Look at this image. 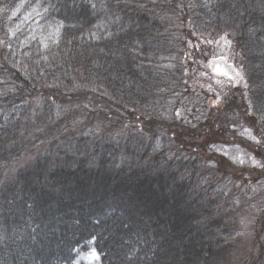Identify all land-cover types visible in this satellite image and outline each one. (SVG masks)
<instances>
[{"label": "trees", "instance_id": "1", "mask_svg": "<svg viewBox=\"0 0 264 264\" xmlns=\"http://www.w3.org/2000/svg\"><path fill=\"white\" fill-rule=\"evenodd\" d=\"M222 40L238 129L175 142L158 97L193 101L190 50ZM241 126L264 149V0H0V264H264V157L220 153Z\"/></svg>", "mask_w": 264, "mask_h": 264}, {"label": "rangeland", "instance_id": "2", "mask_svg": "<svg viewBox=\"0 0 264 264\" xmlns=\"http://www.w3.org/2000/svg\"><path fill=\"white\" fill-rule=\"evenodd\" d=\"M190 53L192 63H190V66L187 65L184 69L183 79L185 83L182 86L183 91L180 92L191 95L190 98L193 99L194 97V100L191 101L189 98H183L178 102L175 99L171 100L168 96L166 98L167 94L162 95V97L159 96L157 103L158 110L155 111L154 115H156L157 121L159 122L158 125L165 124V121L167 120L168 122H170L171 119L175 120V124L177 126L174 127L176 129L170 136L171 140H174L175 142L180 138V135H183L185 133L181 129L180 125L188 126L187 123H191L192 127L194 128L193 130L196 131L195 133H193L195 137H201L200 141L205 142V144L214 143V145H216L218 143V138L222 139L224 136H227L226 134H223L224 136H221L222 131L229 133L232 130H237L238 127L236 125H239L240 123L238 122L236 124L235 121L237 119L235 118V113L233 115L230 110H225L224 107L227 98L223 93L228 89L229 85L234 86V84L232 82L229 84L228 81L225 82V80L219 77L212 76L209 69V61L211 59L223 57L228 62L234 64V59L232 57L234 53L232 52L231 46L224 40L215 43L210 48H206L200 45L197 47V49H191ZM236 68L238 69L237 66ZM222 85H225V87L222 88ZM234 92H236L234 95H236L237 101L244 100L247 103L245 113L249 114L247 111H249L250 103L247 102L242 92H237L235 90ZM192 94H194L195 96H193ZM196 102H201V104L204 102L205 106H198L199 103H197V105ZM208 104L210 105L208 106L210 110L217 107V109L219 108L222 111L215 116L213 114L206 115L205 107ZM194 108H196L195 111ZM246 127L248 126H241L239 129L242 130L241 134L245 139L248 140V142L244 140L245 142H243L242 145L239 141H235L230 146H225L220 150V153L224 154L229 162L231 161L237 163V171H242L241 169H239L241 167L244 170L252 168L253 166L261 167V162L258 160L259 158L257 157V155L259 154L261 155V157H264V149H261L260 147H258L259 150L256 149L255 145L257 144V139L252 136V131L249 132L250 128ZM221 128L222 131L220 132ZM208 156L209 155L205 154V157ZM257 160L259 161V164H257ZM229 162L227 163V165L231 167V164ZM238 162H240V164H238ZM235 174L236 175L227 174L226 180L228 184L230 183V181L238 180L239 176L237 173ZM252 194L253 192L250 191L247 196ZM256 194L257 191H254V195ZM249 217L251 218L250 214H245L242 219L245 221L249 219ZM243 226H245V228H242L240 234L246 236L247 232L249 231L250 225L243 224ZM244 244L246 249H248V246L252 245L251 243H249V241L244 242ZM97 262L98 256L95 251L92 250L87 254H84L81 259L76 262V264H97Z\"/></svg>", "mask_w": 264, "mask_h": 264}, {"label": "water", "instance_id": "3", "mask_svg": "<svg viewBox=\"0 0 264 264\" xmlns=\"http://www.w3.org/2000/svg\"><path fill=\"white\" fill-rule=\"evenodd\" d=\"M209 69L214 76L231 80L234 83H239L242 79V74L235 65L223 57L211 59Z\"/></svg>", "mask_w": 264, "mask_h": 264}]
</instances>
